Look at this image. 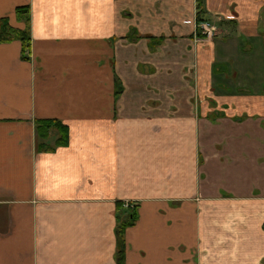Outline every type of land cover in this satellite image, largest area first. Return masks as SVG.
<instances>
[{
  "label": "crops",
  "instance_id": "0c3cea01",
  "mask_svg": "<svg viewBox=\"0 0 264 264\" xmlns=\"http://www.w3.org/2000/svg\"><path fill=\"white\" fill-rule=\"evenodd\" d=\"M202 2L0 0V264H115L117 202L125 264H264V0Z\"/></svg>",
  "mask_w": 264,
  "mask_h": 264
},
{
  "label": "trees",
  "instance_id": "16d2710c",
  "mask_svg": "<svg viewBox=\"0 0 264 264\" xmlns=\"http://www.w3.org/2000/svg\"><path fill=\"white\" fill-rule=\"evenodd\" d=\"M195 21L196 24L206 22L202 0H195ZM15 16L18 21L24 22L26 27L23 30L12 28L7 18H0V44L19 41L21 43V59L29 58L30 51V11L28 6H21L15 9ZM159 44L160 41H155ZM35 142L41 149L50 148L48 143L50 137L54 138V146L62 147L68 143V128L56 119H40L34 122ZM52 135V136H51ZM117 202L116 204V248L114 254L115 264H125V230L136 223L138 218L136 206L131 203Z\"/></svg>",
  "mask_w": 264,
  "mask_h": 264
},
{
  "label": "built area",
  "instance_id": "2783aa9c",
  "mask_svg": "<svg viewBox=\"0 0 264 264\" xmlns=\"http://www.w3.org/2000/svg\"><path fill=\"white\" fill-rule=\"evenodd\" d=\"M200 28V34L204 36L205 39H210L211 37L214 36L213 32H214V26L210 25L209 23H202L199 26ZM213 30V32H212ZM128 202H125V206Z\"/></svg>",
  "mask_w": 264,
  "mask_h": 264
},
{
  "label": "rangeland",
  "instance_id": "374dc122",
  "mask_svg": "<svg viewBox=\"0 0 264 264\" xmlns=\"http://www.w3.org/2000/svg\"><path fill=\"white\" fill-rule=\"evenodd\" d=\"M202 23H209V22H207V21H206V22H201L200 24H202ZM200 24H197V25H196V26H197V29H198V31H197V32H198L197 35H198L199 38H203V39H205L204 36L200 34V28H199ZM209 24L212 25V26H215L213 23H209ZM215 27H216V26H215ZM215 27H214V32H213V30H212L213 34L217 33V28H215ZM211 38H212V37H211ZM208 39H209V38H208Z\"/></svg>",
  "mask_w": 264,
  "mask_h": 264
}]
</instances>
